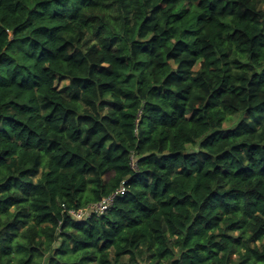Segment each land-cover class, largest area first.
<instances>
[{
	"label": "trees",
	"instance_id": "obj_1",
	"mask_svg": "<svg viewBox=\"0 0 264 264\" xmlns=\"http://www.w3.org/2000/svg\"><path fill=\"white\" fill-rule=\"evenodd\" d=\"M0 264H264V0H0Z\"/></svg>",
	"mask_w": 264,
	"mask_h": 264
},
{
	"label": "built area",
	"instance_id": "obj_2",
	"mask_svg": "<svg viewBox=\"0 0 264 264\" xmlns=\"http://www.w3.org/2000/svg\"><path fill=\"white\" fill-rule=\"evenodd\" d=\"M126 191V187L123 184L112 194L103 197L100 201L91 203L87 208L84 209H70L69 212L76 218H81L90 213H96L98 215L105 213L110 206L114 203L116 196L123 195Z\"/></svg>",
	"mask_w": 264,
	"mask_h": 264
},
{
	"label": "rangeland",
	"instance_id": "obj_3",
	"mask_svg": "<svg viewBox=\"0 0 264 264\" xmlns=\"http://www.w3.org/2000/svg\"><path fill=\"white\" fill-rule=\"evenodd\" d=\"M67 83H68V79L66 78V79H64L62 81H57L56 86L60 88V87L65 86ZM238 117H239V114L232 115L233 122L236 121L238 119Z\"/></svg>",
	"mask_w": 264,
	"mask_h": 264
}]
</instances>
